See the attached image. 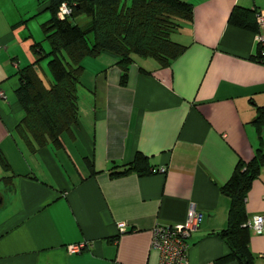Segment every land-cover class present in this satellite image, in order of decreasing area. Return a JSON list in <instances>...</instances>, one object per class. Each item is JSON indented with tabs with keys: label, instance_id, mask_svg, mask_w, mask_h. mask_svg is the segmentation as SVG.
<instances>
[{
	"label": "crops",
	"instance_id": "crops-1",
	"mask_svg": "<svg viewBox=\"0 0 264 264\" xmlns=\"http://www.w3.org/2000/svg\"><path fill=\"white\" fill-rule=\"evenodd\" d=\"M181 1L191 18L169 36L181 54L166 67L133 56L124 87L113 55L83 58L75 125L59 144L38 146L17 130L24 113L14 90L17 71L35 59L30 46L48 51L47 0H0V264H157L153 228L183 224L191 205L201 218L187 264L228 254L216 236L229 208L219 188L238 162L264 154V64L255 59L264 29H238L227 17L233 7L264 11V0ZM35 70L48 87L50 76ZM136 154L147 175L109 177ZM244 212L247 221L264 216V165ZM248 232L253 262L264 264V233Z\"/></svg>",
	"mask_w": 264,
	"mask_h": 264
},
{
	"label": "trees",
	"instance_id": "trees-1",
	"mask_svg": "<svg viewBox=\"0 0 264 264\" xmlns=\"http://www.w3.org/2000/svg\"><path fill=\"white\" fill-rule=\"evenodd\" d=\"M62 3L70 14L58 19L56 11ZM47 10L50 16L40 25V31L48 51L43 53L38 43L30 46L35 59L17 71L18 85L14 90L16 102L24 113L17 130L28 134L38 146L44 145L46 139L59 144L60 134L75 125L76 88L83 58L100 53L113 55L120 72L118 84L124 87L133 56L151 58L166 67L181 54L184 47L172 42L169 36L184 21L190 20L192 12L191 6L181 0H47ZM255 14L254 10L233 7L227 24L259 33ZM78 16L88 19L84 28L74 23ZM262 50L264 45L257 44L255 59L264 64ZM45 59L51 79L48 87L35 70ZM263 165L264 154L258 148L249 162L235 165L228 181L219 188L229 198V208L226 225L216 236L229 252L217 260V264L229 261L254 264L247 248L249 232L244 227L247 221L244 197ZM148 170L146 159L136 154L130 164L111 172L109 177L132 173L142 176L147 175Z\"/></svg>",
	"mask_w": 264,
	"mask_h": 264
},
{
	"label": "built area",
	"instance_id": "built-area-1",
	"mask_svg": "<svg viewBox=\"0 0 264 264\" xmlns=\"http://www.w3.org/2000/svg\"><path fill=\"white\" fill-rule=\"evenodd\" d=\"M70 10L64 4H60L56 11V18L63 19L69 16ZM255 22L259 31L264 29V11H257L255 14ZM257 44L264 45V36L257 35ZM264 56V50L261 51ZM163 169L160 168L159 172ZM201 215L197 213L192 205L189 206V211L186 220L183 224L174 226H155L151 233V250L156 254L157 264H187V243L186 240L190 233L196 228L200 221ZM244 227L252 231L256 235L264 233V216H253L250 220L244 223ZM119 229H122L121 225ZM82 245L70 246L69 252H79Z\"/></svg>",
	"mask_w": 264,
	"mask_h": 264
},
{
	"label": "rangeland",
	"instance_id": "rangeland-1",
	"mask_svg": "<svg viewBox=\"0 0 264 264\" xmlns=\"http://www.w3.org/2000/svg\"><path fill=\"white\" fill-rule=\"evenodd\" d=\"M80 19L82 20V17H80ZM45 44H46V42H45ZM39 68H40V71H41L40 74L44 73L46 77H47V75L49 76V73H48L47 68H46V60H42V61L39 62Z\"/></svg>",
	"mask_w": 264,
	"mask_h": 264
}]
</instances>
